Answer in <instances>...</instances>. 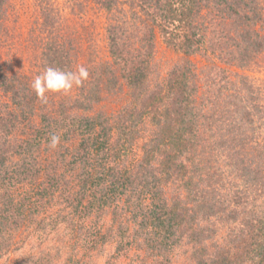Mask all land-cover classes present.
I'll list each match as a JSON object with an SVG mask.
<instances>
[{
    "label": "trees",
    "instance_id": "obj_1",
    "mask_svg": "<svg viewBox=\"0 0 264 264\" xmlns=\"http://www.w3.org/2000/svg\"><path fill=\"white\" fill-rule=\"evenodd\" d=\"M90 1L106 14L110 61L90 64V80L69 105L61 101L48 113L47 103L26 82L0 66V89L14 108L0 113V257L16 250L14 231L36 221L59 191L69 209L63 221L78 223L79 230L93 215L110 216L115 228H94L95 246L111 239L120 253L135 247L155 264H169L170 253L184 243L195 264H264L259 90L242 76L229 81L217 67L197 97L194 74L181 64L163 84L148 83L155 31L183 57L213 55L224 65L248 69L264 53L256 28L264 17L262 0ZM4 4L0 0V20ZM43 22L49 26L47 14ZM42 54L45 68L71 71L59 43L46 44ZM120 80L129 102L110 119L91 115L102 91L119 90ZM34 116L38 123L30 137L14 139ZM148 126L135 158L133 144ZM53 134L60 137L61 152L44 167L38 151ZM18 186L29 189L19 196ZM168 186L174 188L169 197ZM43 222H36L41 231ZM219 227L226 228L223 238H217ZM30 264L52 261L38 258ZM66 264L80 263L69 257Z\"/></svg>",
    "mask_w": 264,
    "mask_h": 264
},
{
    "label": "rangeland",
    "instance_id": "obj_2",
    "mask_svg": "<svg viewBox=\"0 0 264 264\" xmlns=\"http://www.w3.org/2000/svg\"><path fill=\"white\" fill-rule=\"evenodd\" d=\"M261 6L264 10V0L261 1ZM44 14H47L50 21L48 27H45L43 22ZM106 23V14L90 0H5L0 20V66L7 74L19 76L30 86L35 76L45 69L42 53L45 45L50 42L59 43L68 53L71 71H75L81 65L88 69L92 63L109 62L105 40ZM256 28L264 38V17ZM178 64L187 65L194 74V82L198 86L197 97L206 91V77L214 75V69L219 67L225 70L229 81L237 82L239 76H242L246 78V83L259 90L258 103L264 109V53L259 55L256 62L248 69L241 70L224 65L213 55L197 53L188 58L183 57L167 48L155 31L149 86L163 84L168 73ZM215 77L217 81H221L219 72ZM89 80L90 74L83 84ZM80 87H73L67 94H47L46 111L49 113L50 110L56 109L61 101L69 105L71 100L77 98ZM129 98L128 87L120 80L119 90L109 93L102 91L100 101L93 106L90 114L99 113L110 119L129 102ZM13 110L9 95L0 89V113L13 112ZM31 122V126L26 122L22 123L17 132L12 134L13 138L28 139L33 131L32 126L38 123V118L32 117ZM260 123L256 122L255 125L259 126ZM260 131L263 133V129ZM149 133L148 126L133 144L135 158L140 156L141 144L148 138ZM10 138L12 139V136ZM59 152L61 148L53 149L43 144L38 151V160L46 167L49 163L55 162ZM61 171L57 172L61 173ZM69 176L67 175L66 179L70 181L71 176ZM18 188L15 193L21 196L29 186H18ZM165 190L168 197L174 193L173 186H168ZM58 192L37 218L44 220L46 230L41 231L38 228L37 219L16 229L11 241L16 250L4 253L0 257V264H30L33 259L46 257L52 261V264H66L69 257L80 264H155L143 249L132 247L128 251L118 252L115 240L109 239L105 245L95 246L97 229L94 228L100 227L101 232L115 228L110 224V216L102 215L101 218H97L93 215L83 222V229L79 230L78 223L63 221L69 209L62 202V196ZM127 215L128 213L124 218H127ZM55 222L57 224L53 227L52 224ZM219 228L217 238H223L226 235V228ZM129 231H132V226L129 227ZM191 251V246L182 243L170 253L169 264H195Z\"/></svg>",
    "mask_w": 264,
    "mask_h": 264
},
{
    "label": "clouds",
    "instance_id": "obj_3",
    "mask_svg": "<svg viewBox=\"0 0 264 264\" xmlns=\"http://www.w3.org/2000/svg\"><path fill=\"white\" fill-rule=\"evenodd\" d=\"M89 77V72L83 65L78 66L75 71L61 70L47 67L43 72L36 75L31 82V89L42 102H46L47 94H67L73 87H80ZM60 142V137L53 134L48 146L55 149Z\"/></svg>",
    "mask_w": 264,
    "mask_h": 264
}]
</instances>
